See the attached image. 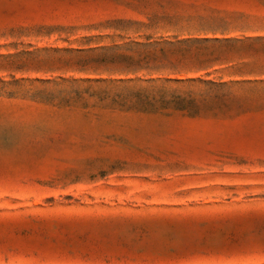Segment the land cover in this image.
Masks as SVG:
<instances>
[{
	"label": "rangeland",
	"instance_id": "1",
	"mask_svg": "<svg viewBox=\"0 0 264 264\" xmlns=\"http://www.w3.org/2000/svg\"><path fill=\"white\" fill-rule=\"evenodd\" d=\"M262 262L264 0H0V264Z\"/></svg>",
	"mask_w": 264,
	"mask_h": 264
},
{
	"label": "trees",
	"instance_id": "2",
	"mask_svg": "<svg viewBox=\"0 0 264 264\" xmlns=\"http://www.w3.org/2000/svg\"><path fill=\"white\" fill-rule=\"evenodd\" d=\"M172 102L175 104L178 110L181 111H196L197 106L194 105V101L192 99H185L180 97H174Z\"/></svg>",
	"mask_w": 264,
	"mask_h": 264
},
{
	"label": "snow or ice",
	"instance_id": "3",
	"mask_svg": "<svg viewBox=\"0 0 264 264\" xmlns=\"http://www.w3.org/2000/svg\"><path fill=\"white\" fill-rule=\"evenodd\" d=\"M262 264H264V262H262Z\"/></svg>",
	"mask_w": 264,
	"mask_h": 264
}]
</instances>
